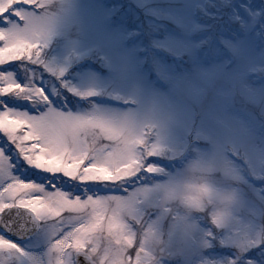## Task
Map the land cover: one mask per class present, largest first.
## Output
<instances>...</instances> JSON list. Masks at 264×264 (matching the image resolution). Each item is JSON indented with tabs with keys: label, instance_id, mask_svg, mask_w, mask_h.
Instances as JSON below:
<instances>
[{
	"label": "snow or ice",
	"instance_id": "6c2138e0",
	"mask_svg": "<svg viewBox=\"0 0 264 264\" xmlns=\"http://www.w3.org/2000/svg\"><path fill=\"white\" fill-rule=\"evenodd\" d=\"M173 2L154 0L149 43L181 63L135 53L145 87L102 94L47 52L102 9L99 30L134 53L123 0H0V264H264V227L240 219L264 223V130L242 137L220 99L227 74L264 54V0H220L215 29L188 33L179 55L160 35ZM190 172L205 197L185 195Z\"/></svg>",
	"mask_w": 264,
	"mask_h": 264
},
{
	"label": "rangeland",
	"instance_id": "374dc122",
	"mask_svg": "<svg viewBox=\"0 0 264 264\" xmlns=\"http://www.w3.org/2000/svg\"><path fill=\"white\" fill-rule=\"evenodd\" d=\"M123 3V15L128 26L138 28L142 34L139 47L134 53L118 49V41L126 33L109 34L99 30L98 25L107 15L102 9L94 11L82 26L60 30L50 43L48 60L58 68L67 69L71 74L70 82L81 93L97 91L102 94H131L137 88H144L146 81L140 69L141 61L133 58L135 53L146 56L149 64L157 66L160 61L181 63L164 51H156L149 43L150 37L160 26L155 13L161 6L156 5L154 0H123ZM163 7L172 22L167 23V31L160 35L178 38L166 41L175 55L184 51L179 41L187 40L188 33L199 32V35L191 37L192 40H199L204 34L203 29L208 26L215 29L222 12L220 0H174ZM140 47L146 51L141 52ZM208 52L210 55L216 54L214 47H209ZM227 75L232 86L223 90L220 99L221 103L233 106L234 126L242 137L260 133L264 130V54ZM242 78L247 79L249 87L242 86ZM213 186L221 190L226 188L221 179L214 180ZM240 219L245 228L264 227L259 216L255 221ZM36 254L46 258L47 248L40 247Z\"/></svg>",
	"mask_w": 264,
	"mask_h": 264
},
{
	"label": "clouds",
	"instance_id": "9594fccd",
	"mask_svg": "<svg viewBox=\"0 0 264 264\" xmlns=\"http://www.w3.org/2000/svg\"><path fill=\"white\" fill-rule=\"evenodd\" d=\"M188 179L190 187L185 192V195L201 197H205L207 195L206 182L202 180L197 174L190 172L188 174Z\"/></svg>",
	"mask_w": 264,
	"mask_h": 264
}]
</instances>
